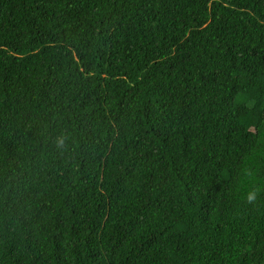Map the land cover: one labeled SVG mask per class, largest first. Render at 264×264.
Wrapping results in <instances>:
<instances>
[{
    "label": "trees",
    "instance_id": "trees-1",
    "mask_svg": "<svg viewBox=\"0 0 264 264\" xmlns=\"http://www.w3.org/2000/svg\"><path fill=\"white\" fill-rule=\"evenodd\" d=\"M0 264H264V0H0Z\"/></svg>",
    "mask_w": 264,
    "mask_h": 264
}]
</instances>
